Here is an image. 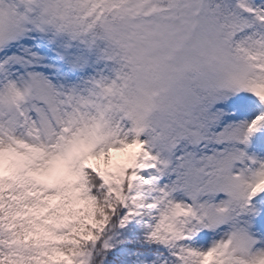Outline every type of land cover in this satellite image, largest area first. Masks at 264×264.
Here are the masks:
<instances>
[{
	"label": "snow or ice",
	"instance_id": "snow-or-ice-1",
	"mask_svg": "<svg viewBox=\"0 0 264 264\" xmlns=\"http://www.w3.org/2000/svg\"><path fill=\"white\" fill-rule=\"evenodd\" d=\"M0 264H264V0H0Z\"/></svg>",
	"mask_w": 264,
	"mask_h": 264
}]
</instances>
